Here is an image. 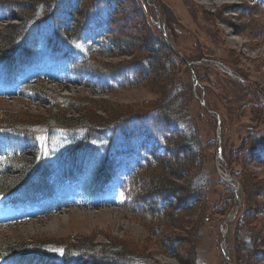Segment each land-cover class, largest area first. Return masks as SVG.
I'll use <instances>...</instances> for the list:
<instances>
[{
    "label": "rangeland",
    "instance_id": "obj_1",
    "mask_svg": "<svg viewBox=\"0 0 264 264\" xmlns=\"http://www.w3.org/2000/svg\"><path fill=\"white\" fill-rule=\"evenodd\" d=\"M138 1L139 11H130V6L124 8L128 31L121 44H137L144 48L142 54L156 58L158 65L163 67L157 71L160 80L154 75H150V79L155 78L154 82L163 86L169 84L165 86V93L149 81L129 88L97 91L94 84L99 77L73 66L60 53L55 55L46 49L42 35L50 33L52 26L44 30L46 25L34 24V34L30 33L28 39L37 43L40 58L19 69L12 79L0 76V118L5 110L19 112L20 117L25 112L49 114L52 104L43 102L28 90L31 85L58 96L106 102L121 110H146L170 100L172 109L182 117L173 127L183 128L184 123L188 124L200 149L198 153L192 147L181 151L180 159L187 153V156L192 153L194 159L186 171H177L176 176L169 177L183 186H188L193 178L208 180L206 192L191 211L180 212L179 227L164 223L160 235L151 236L149 225L119 207L123 201L119 187L122 178L144 154V148H139L140 144L134 139L132 146H124L116 152V174L99 196L89 195L82 177L61 179L58 170H54L49 179L58 181L53 195L37 197L25 204L3 203L2 196L10 198L19 190L16 184L0 189V252L3 253V247L9 244L21 242H56L59 245L91 242L106 246L121 241L159 264H189L187 253L190 249L198 255L200 264H264L256 253V250L264 251V207L259 195L264 187V166L250 161L248 156L239 157L237 151L244 146L245 136L250 132L264 133V111L255 105L251 96L254 93L264 103V0H149L152 5L146 0ZM63 4V0H59L62 9ZM6 15V8L0 7V28L8 23L4 19ZM128 23H134L136 29ZM148 31L170 42L175 52L172 58L175 63L170 71L164 66L156 41L145 45L141 41V36ZM92 33L93 30L86 32L85 40H89ZM66 50H70L76 63L86 54L81 41ZM133 58L119 55L102 59L121 64ZM3 80L12 82L6 85ZM109 85L115 87L113 83ZM95 112L104 115L103 109L96 107ZM65 113L70 117L78 115L73 109ZM112 136L113 140L121 139L114 132ZM70 137L60 129H45L33 140L0 133V168L11 178L19 169L17 163L22 157L32 159L38 155L42 161L52 164ZM163 150L162 146L158 147V151ZM226 157L248 183L249 201L242 222L238 221L243 212L239 190L236 204L235 199L231 204L230 194L219 179L231 184L226 176L230 172L225 164ZM231 209L232 216L227 220ZM247 234L253 247L243 244ZM164 236L180 237L173 254L160 247ZM236 247L238 256L233 258ZM0 264L4 262L0 260Z\"/></svg>",
    "mask_w": 264,
    "mask_h": 264
},
{
    "label": "trees",
    "instance_id": "obj_2",
    "mask_svg": "<svg viewBox=\"0 0 264 264\" xmlns=\"http://www.w3.org/2000/svg\"><path fill=\"white\" fill-rule=\"evenodd\" d=\"M63 2L64 9L59 6V0H0V7L6 8L7 15L4 19L8 22L0 28V76L13 78L23 66L40 58L37 43L29 42L28 35L34 34V24H42L46 25L44 30L52 26L50 33L42 35L46 49L55 55L60 53L73 66L99 77L94 84L97 91L129 88L147 81L154 85L155 78L160 80L157 71L163 67L158 65L156 58L142 54L144 48L137 44H121L128 31L127 23L124 22V18H127L124 8L130 6V11H139L136 4L138 0ZM129 25L134 29L137 27L134 23H128ZM90 30L94 33L89 40H85V33ZM152 40L159 46L164 66L170 71L175 63L172 59L175 53L161 37H155L149 31L141 36L144 45ZM78 41L83 42L86 54L76 63L70 50L67 52L66 49H72ZM119 55L134 58L121 64H111L102 59ZM150 75L155 78L150 79ZM8 80H3L2 83L12 82ZM110 83L115 87H111ZM155 85L160 86V92L163 93L169 86L157 82ZM27 89L32 90L38 99L52 104L49 114L42 116L25 112L20 117L19 112L5 110L3 118H0V132L33 140L44 133L45 129H60L71 137L52 164L42 161L38 155L32 159L22 157L17 163L19 169L14 171L15 176L11 178L0 168V189L16 184L15 188L19 190L13 200L29 201L37 196L53 195L58 181L55 178L51 181L49 179L53 177L54 170H58L61 179L66 176L82 177L89 195H99L116 174V152L121 151L120 148L124 146H132L134 139L140 144L139 148H144V154L137 158L130 171L122 178L119 187L124 194V200L119 207L149 225L151 236L160 235L164 223L179 227L180 212L191 211L206 192L208 180L199 181L198 175L188 186H183L169 177L176 176L177 171H186L194 159L192 153L191 156H187V153L186 157L180 159L181 151L192 147L198 153L200 149V143L188 129V124L184 123L183 128L173 127L179 122L177 119L182 117L172 109L170 100H165L161 106L147 107L146 110H121L118 106L90 98L58 96L36 85ZM251 96L255 105L264 111V104L254 93ZM96 107L103 109V116L95 112ZM68 109L75 110L77 117L67 116L65 112ZM111 132L121 136V139L113 140ZM243 144L237 150L239 157L248 156L250 161L264 166V133L250 132L245 136ZM160 146L164 148L161 153L158 152ZM228 159L225 158V164L239 182L243 212L238 210L237 213L241 214L238 221L242 222L249 201L248 183ZM56 174L57 172L55 176ZM219 179L225 184L226 192L230 194L229 202L232 204L233 186L223 178ZM259 195L263 199L264 207V187ZM178 239L180 237L164 236L160 247L168 254H173ZM250 242V235H245L243 244L253 247ZM256 253L264 261V251L256 250ZM1 254V258L7 259L9 264H159L152 257L137 253L130 245L121 241L106 246L93 245L91 242L61 245L56 242H21L3 247ZM187 254L189 264H200L194 251L190 249ZM234 255L237 258L238 247L234 249L233 258Z\"/></svg>",
    "mask_w": 264,
    "mask_h": 264
},
{
    "label": "water",
    "instance_id": "obj_3",
    "mask_svg": "<svg viewBox=\"0 0 264 264\" xmlns=\"http://www.w3.org/2000/svg\"><path fill=\"white\" fill-rule=\"evenodd\" d=\"M147 2L150 4V2L148 0H147ZM218 122H219V119H218ZM218 129H220V126L218 127ZM228 177H229V179L234 180V178L230 174H228ZM237 191H238V183L236 182V186H235V204H236V202L238 200V193H237ZM230 217H231V214L229 213L228 216H227V220H230ZM222 248H223L224 255H225L226 259H228V255H227L226 250H225V247H224V242H222Z\"/></svg>",
    "mask_w": 264,
    "mask_h": 264
}]
</instances>
